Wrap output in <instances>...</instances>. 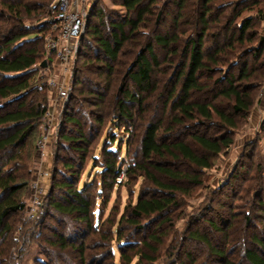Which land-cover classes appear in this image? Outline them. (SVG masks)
Here are the masks:
<instances>
[{
	"label": "rangeland",
	"instance_id": "1",
	"mask_svg": "<svg viewBox=\"0 0 264 264\" xmlns=\"http://www.w3.org/2000/svg\"><path fill=\"white\" fill-rule=\"evenodd\" d=\"M224 1L226 0H213L215 9L212 10L213 15L210 19H213L210 21L208 32L210 35L217 33V38L212 39L213 37L210 36V39L206 40L205 52L218 53L224 36L228 37L231 33L237 35L235 24L242 17L252 15L251 24L246 31L248 39H245L241 46L236 45L235 42L234 55L231 57L226 56V49L220 52L218 64H209L214 72H205L200 79L203 90L194 91L191 98L205 103L213 102L224 113H230L231 99L218 93L222 87L227 86V83L213 85L214 79L228 69L227 73L232 75L234 84L251 87L253 103L249 112L245 116L236 117L237 124L234 128L224 129V126L216 123V118L213 121L201 119L200 122L183 121L180 126L174 125L171 133L169 128L172 126L171 120L175 111L170 110V101L167 105L164 103L169 99L172 88L175 87L177 90L179 87L177 76L181 67L178 65V46L177 42L168 48L154 44L153 49L159 61L153 68L152 89L141 93L144 101L140 109L136 106L132 108L134 115L132 121L116 118L111 114L113 95L116 93L115 85H111L106 94L108 108L106 111H101L104 114L103 123L98 125L93 120L88 121L96 128L93 129L94 132L90 130L88 133L90 144L81 146L86 149V153L65 148L68 141L60 139L61 135H75V130L78 129L74 124H62L61 112L65 106L55 119L49 143L44 147L43 152L38 151L36 146L39 129L34 131L27 144L22 147L26 168L20 172L27 171L25 178L28 184L19 191L18 196L24 201L25 207L8 218L11 228L3 239L0 237V264H79V253L71 248L63 249L58 242L60 240L57 239L59 236L66 239L72 236L68 240L76 245L84 242L86 249L83 264L112 262L137 264L139 261L140 264H245L242 257L243 248L256 247L258 239L264 243V130L261 129L264 121V67L260 64L262 60L264 61V19L262 18L264 0L242 2L237 0L233 6L223 5L224 7H221L223 11L219 12L216 6ZM155 3L161 12L159 31L162 34L177 35L180 30L178 23L175 22L178 9L176 1L156 0ZM79 10L84 13L85 20L83 32L77 41L78 50L81 45V51L87 54L94 53L95 47L91 39L85 36V30L88 25L96 24L98 21L99 15L92 16L97 10L105 13L108 20H121L126 17V9L121 4V0H79ZM230 14L235 16L228 28L225 20ZM149 18V25L153 27L154 16ZM35 24V19L26 21L30 31L34 30L32 27ZM220 26L223 27L222 30L219 29ZM130 42L132 39L124 47L130 51L120 58L125 65H119V71H124L132 61L133 47ZM37 45L43 46L42 41ZM251 46L261 49L257 60L256 55L252 56L250 53L237 58L238 54L244 51H252L248 49ZM78 50L69 64H59L54 55L50 56L51 61L45 58V54L39 57L38 60L45 65L41 66L37 62L35 66L37 72L34 76L44 77L48 87L46 95L50 100L48 104L53 103L52 89L47 85L49 77L55 76L67 81L69 90L71 89L76 67L79 68L82 62L80 58L76 62ZM244 60L254 68V75L239 79L238 70ZM232 62H236V65H231ZM78 76L82 79L84 72H80ZM126 88L129 92L135 91L129 79L126 80ZM43 90L45 91V88ZM41 92L43 91L37 93ZM34 94L23 98L24 104H31ZM131 106L133 105L130 103L129 107ZM149 121L161 122L159 136L165 142L183 138L197 148V145L189 139L188 133L215 136L227 132L232 142L213 155L209 168L198 171L201 179L198 184L167 178L152 168L148 169V173H142L133 162H143L139 153L140 139L144 126ZM82 126L87 131V124ZM106 149L117 155L118 166L121 169L130 168V171L127 170L116 178L115 182L103 172L102 164L107 158ZM81 156L84 159H81ZM153 161L177 171L198 173L182 160L167 157L154 158ZM68 164L73 167L67 168ZM77 172L79 179L73 183V187L82 188L87 184L88 190L95 194L92 221L97 230L94 232L88 230L84 221H76L71 216L60 214L50 207L51 197L60 199V195L67 189L61 186L62 181L67 179L73 182ZM152 178L178 187L173 193L172 205L161 214L142 217L137 220L136 225H127L125 220L121 221V216L128 214L130 206L139 196L164 197L169 196L167 192H173L160 190ZM33 182L40 187V200L37 203L32 199L34 193L38 191V186L33 187ZM106 219L113 221V230L117 226L122 227L124 231L122 243L126 244L121 245L116 240L114 231L111 240L100 238L97 232L101 229V232H104L107 226ZM193 232L199 233L198 236L196 235L197 239L192 238ZM201 235L205 236L208 244L203 241ZM103 240L112 248L111 258L107 255L108 248ZM121 247L124 254L130 256L129 263L122 262L119 251ZM135 252H141L154 259L152 261L146 258L139 259Z\"/></svg>",
	"mask_w": 264,
	"mask_h": 264
},
{
	"label": "trees",
	"instance_id": "2",
	"mask_svg": "<svg viewBox=\"0 0 264 264\" xmlns=\"http://www.w3.org/2000/svg\"><path fill=\"white\" fill-rule=\"evenodd\" d=\"M155 1L121 0V4L126 9V17L121 20L109 19V21L105 13L98 10L95 15H92L95 17L99 15L98 21L96 24L87 26L85 36L91 39L95 51L92 54L83 53L80 45L76 62L79 58L82 59V62L79 68L76 67L68 100L61 112L63 125L74 124L78 127L75 130L76 136L61 135L60 139L68 141L65 148L86 153V149L81 146L90 144L91 139L89 140L88 133L96 128L88 121L93 120L98 125L103 123L104 114L101 111H106L108 108L106 94L112 87L111 85L116 87V93L113 95L114 102L110 110L111 114L116 118L133 120L132 108L136 106L140 109L144 101L141 93L152 89L151 76L154 66H157L159 61L153 49L154 44L168 48L177 42L178 46V65L181 67L177 76L179 87L177 90L175 87L172 88L169 92V99L164 103V105H167L170 101L169 108L175 111L173 120H171L172 126L169 128L171 133L174 125L179 124L180 126L183 121L200 122L201 119L202 121H213L216 118V123L224 126V129L234 128L237 124L236 117L245 116L249 112L253 103L251 87L234 84L232 75L227 73L228 69L214 79L213 85L227 83V86L222 87L218 93L227 99H231L230 113H224L213 102L205 103L194 100L191 95L194 91L203 90L200 79L205 72H214L209 64H218L220 61L218 56L222 50L226 49V56L231 57L234 55L233 45L235 42L236 45L241 46L243 41L248 39L246 31L253 16L242 17L235 24L237 35L231 33L228 37L224 36L218 53L210 54L205 52L204 44L207 39H210V36L213 37L212 39L217 38V33H211L210 35L208 32V28L211 26L210 21L213 19H210L213 15L212 10L215 9V7L213 8V0H175L178 8L175 22L178 23L180 30L177 35L162 34L159 31L161 12ZM235 1L237 0H226L221 5L215 6L219 9V12H222L223 8L221 7H224L223 5L225 7L233 6ZM238 1L242 2L243 0ZM54 3L55 0H0V237L2 239L11 228L8 224V218L22 211L25 207L24 201L18 196L19 191L27 187L28 184V180L25 178L27 171L20 172L26 168L22 147L27 144L34 131L39 129L44 111L48 105L46 95L48 87L45 79H43V76L35 77L34 75L37 72L35 70L36 63L39 62L41 66L44 63L38 60L39 57L45 54V58L51 61L50 56L54 55L53 52L47 53L45 45L46 35L54 34L51 28ZM150 16H154L153 27L149 25ZM234 16L230 14L226 18L225 22L228 28ZM262 18L264 19L263 14ZM32 19L36 20V24L32 27L34 30L30 31L26 21ZM222 26L219 29L222 30ZM27 36H29L28 39H25ZM131 39L132 42L130 43L133 47L131 49L133 51L132 61L128 63L124 71H119V65L125 63L122 64L120 58L130 51L124 47ZM40 41H42L43 46L40 45L39 47L37 43ZM248 49H252V51H244L236 57L239 58L243 54L250 53L252 56L256 55L255 59L257 60V55L261 49H255L253 46ZM234 64L236 65V62H232L231 65ZM260 64L264 67L263 60ZM80 72H84L82 79L78 76ZM253 75L254 68H251L248 62L244 60L238 70L237 78H250ZM127 79L135 87L134 92L127 90ZM39 91L43 92L37 93ZM32 94H34V99L31 100V104H24L23 98ZM119 95L120 98H118ZM130 103L133 106L129 107ZM12 105H16L15 108H9ZM85 123L87 124V131L82 126ZM160 129V121L146 123L139 146V153L143 162L134 161L133 164L142 173H148V169L152 168V170L163 174L167 178L184 180L190 184L200 183L201 179L198 171L209 168L213 155L228 147L232 142L230 136L227 135L228 132L227 134L215 136L204 133H188L189 139L197 145V148H195L183 138H175L169 142L162 141L161 136H159ZM261 129L264 130V121L261 124ZM105 153L107 158L102 164L103 172L112 182H115L121 173L127 170L130 171V168L123 170L118 166V157L114 152L106 149ZM167 157L173 160H182L198 173L193 174L186 170L177 171L160 162L153 161L154 158ZM81 159H84V157L81 156ZM72 167L69 164L67 166L70 169ZM78 179L77 172L73 182H69L67 179L63 180L61 186L67 189L60 195V199L51 197L50 207L60 214L71 216L76 221H84L88 230L94 232L97 230L92 221L95 194L88 190L89 186L87 184L82 188L73 187V183ZM152 181L160 190H172L173 192H167L169 196L164 197L139 196L136 202L130 206L128 214L121 216V221L122 219L125 220L129 226L136 225L135 223L139 218L161 214L172 205L174 201L173 193L178 187L161 182L156 178H152ZM105 223L107 226L104 232H101L102 229L97 232L100 238L111 240L114 231L116 240L121 245L126 244L122 243L124 238L122 227L117 226L113 230V221L110 219H106ZM198 234L193 232L192 238L197 239L196 235L198 236ZM69 237L72 238V236ZM80 237L82 236L80 235ZM200 237L206 242L205 236L201 235ZM68 238L59 236L57 239L60 240L58 242L63 249L76 250L79 253V264H83L85 261L84 250L86 249L84 242L76 245ZM103 243L107 245V255L111 258L113 255L112 248L109 243H105V241ZM206 243L208 244V242ZM119 251L122 262L129 263L131 261L130 256L124 254L122 247L119 248ZM135 253L139 256V259L146 258L150 261L154 259L141 252ZM242 257L245 264H264V243L258 239L256 247H244ZM110 264H114V262ZM137 264H140V261Z\"/></svg>",
	"mask_w": 264,
	"mask_h": 264
},
{
	"label": "built area",
	"instance_id": "3",
	"mask_svg": "<svg viewBox=\"0 0 264 264\" xmlns=\"http://www.w3.org/2000/svg\"><path fill=\"white\" fill-rule=\"evenodd\" d=\"M84 20V13L79 10V0H55L51 22L54 34H48L46 49L47 53L53 52L59 64H69L72 61V56L78 50L77 41L83 32ZM47 85L52 89L51 101L53 103L47 105L39 125L36 146L40 152H43L44 147L49 143L55 119L65 106L70 91L67 81H62L55 76L49 77ZM48 101L50 100L48 99ZM33 187L38 189L32 196L34 202L37 203L40 200V187L36 182H33Z\"/></svg>",
	"mask_w": 264,
	"mask_h": 264
},
{
	"label": "water",
	"instance_id": "4",
	"mask_svg": "<svg viewBox=\"0 0 264 264\" xmlns=\"http://www.w3.org/2000/svg\"><path fill=\"white\" fill-rule=\"evenodd\" d=\"M45 65V63H42V66Z\"/></svg>",
	"mask_w": 264,
	"mask_h": 264
}]
</instances>
